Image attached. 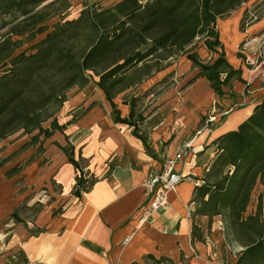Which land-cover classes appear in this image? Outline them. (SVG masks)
<instances>
[{
	"label": "trees",
	"instance_id": "obj_1",
	"mask_svg": "<svg viewBox=\"0 0 264 264\" xmlns=\"http://www.w3.org/2000/svg\"><path fill=\"white\" fill-rule=\"evenodd\" d=\"M45 1L0 0V68L5 66L0 70V142L20 131L34 133L29 144H35L40 135L63 130L56 113L67 92L90 81L113 105L117 94L149 76L154 62L183 52L200 35L217 57L208 65H200L192 53L187 58L217 95L239 71L224 56L216 21L246 0H114L107 6L84 4L72 19L63 15L67 0L40 6ZM54 17L58 20L48 31ZM44 32L29 53L17 52ZM114 119L129 122L115 109ZM257 185L263 191L254 212L246 213ZM193 201L195 213L207 216L208 227L220 217L224 233L240 247L231 264H264V97L235 129L218 137ZM153 262L173 264L163 257Z\"/></svg>",
	"mask_w": 264,
	"mask_h": 264
},
{
	"label": "crops",
	"instance_id": "obj_2",
	"mask_svg": "<svg viewBox=\"0 0 264 264\" xmlns=\"http://www.w3.org/2000/svg\"><path fill=\"white\" fill-rule=\"evenodd\" d=\"M90 83L68 92L56 113L63 130L46 138L40 135L34 144L42 142V156L48 159L41 180L51 177L63 193L69 192L70 199L57 214L38 213L33 230L15 232L0 253V264H153L162 257L173 264H217L211 244L203 239L208 218L195 213L194 190L203 183L218 137L235 129L261 100L235 107L186 140L179 139L183 121L169 118L177 135L156 141L155 132L146 138L131 120L132 104L123 100L117 104L120 93L112 105ZM216 95L211 92L213 98ZM197 104L193 107L196 125L204 101ZM114 109L129 122L116 121ZM177 150L181 157L175 170L184 178L169 192L165 205L139 222L146 203L143 178L148 171L160 169L163 159ZM66 151L75 161L84 159L92 175L79 194L70 192L76 184V167Z\"/></svg>",
	"mask_w": 264,
	"mask_h": 264
},
{
	"label": "rangeland",
	"instance_id": "obj_3",
	"mask_svg": "<svg viewBox=\"0 0 264 264\" xmlns=\"http://www.w3.org/2000/svg\"><path fill=\"white\" fill-rule=\"evenodd\" d=\"M67 1L70 6L63 15L66 19H72L78 15L84 4L107 6L114 0ZM57 20L58 17H54L47 22L48 31ZM216 28L226 60L239 71L231 74L228 83L221 86L222 93L219 96L216 95L214 98L211 96L213 91L206 78L202 76L200 67H195L187 58V54L192 53L200 65H208L217 57V51L209 50L205 46V35L197 36L183 52L167 60L154 62L149 76H143L140 83L131 86L115 98L118 105L122 104L120 100L133 105L131 120L138 126L141 135L149 138L155 132L152 137L156 141L165 137L172 139L177 134L173 132V123L169 118H177L183 121L179 139L186 140L202 127L213 126L235 107L262 100L264 0H246L228 16L219 18L216 21ZM45 34L46 32L36 35L17 52L25 49L29 53L28 47L42 39ZM141 49L144 50L145 47ZM4 68L5 66L0 70ZM238 76L241 80L237 79ZM219 77L223 79L225 75ZM200 101H204V104L196 125L197 115L193 107ZM47 124L48 122L43 125ZM31 135L33 133L24 134L18 131L0 142V253L7 249L8 239L19 229L35 228L34 221L38 213L46 210H51L53 214L61 212L71 196L69 192L63 193L51 177L48 180H41L48 159L42 156L44 151L42 142L36 145L29 144ZM66 147L70 150L68 146ZM76 162V184L70 191L72 194L76 192L79 194L86 182L92 179L85 160L78 159ZM262 191V185H257L253 190L246 213L254 212L257 195ZM205 238L211 244L213 258L217 264L235 262V255L240 247L224 233L220 217L213 218L203 239Z\"/></svg>",
	"mask_w": 264,
	"mask_h": 264
},
{
	"label": "built area",
	"instance_id": "obj_4",
	"mask_svg": "<svg viewBox=\"0 0 264 264\" xmlns=\"http://www.w3.org/2000/svg\"><path fill=\"white\" fill-rule=\"evenodd\" d=\"M180 157V150L173 155L166 156L160 169L148 171L143 178L141 185L146 203L140 209L139 222L146 220L165 205L169 192L173 191L184 178L175 170V164Z\"/></svg>",
	"mask_w": 264,
	"mask_h": 264
},
{
	"label": "water",
	"instance_id": "obj_5",
	"mask_svg": "<svg viewBox=\"0 0 264 264\" xmlns=\"http://www.w3.org/2000/svg\"><path fill=\"white\" fill-rule=\"evenodd\" d=\"M49 0H47L46 2H48ZM46 2L42 3L40 6L44 5Z\"/></svg>",
	"mask_w": 264,
	"mask_h": 264
}]
</instances>
